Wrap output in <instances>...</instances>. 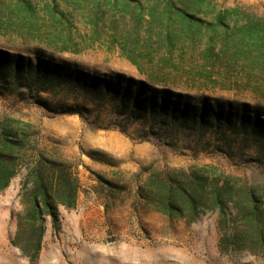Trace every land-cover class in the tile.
Here are the masks:
<instances>
[{"label": "trees", "instance_id": "1", "mask_svg": "<svg viewBox=\"0 0 264 264\" xmlns=\"http://www.w3.org/2000/svg\"><path fill=\"white\" fill-rule=\"evenodd\" d=\"M103 1L112 13L129 16L134 26L144 18L149 29L154 23L159 26L154 38L147 33L145 42H140L136 31L137 35L122 45L123 56L143 79L71 69L39 49L24 55L0 48V95L12 94L50 114H77L95 127L127 132L134 126L142 139H153L169 147L199 151L213 145L229 155L255 149L256 162L264 166L261 114L245 113L246 104L232 107L206 99L191 103L193 97L169 91L192 86L190 82L196 75L207 77L201 69L194 71L191 64H183L194 56L192 52L188 55L187 46L202 45L199 39L203 32L206 43L197 54L203 59V67L209 64V56H236L264 76V18L248 15L242 24L238 23L241 18L230 24L229 10L206 19L207 10L202 11L200 6L189 9L182 0ZM71 28L55 0L45 1L41 8L34 0H0V35L14 34L58 51L77 52L78 41L71 35ZM220 29L224 38L238 39L234 52L226 53L224 43L214 51L211 42ZM152 40L158 45L156 49L150 45ZM155 85L164 87L157 89ZM221 105L227 109H216ZM95 152L87 155L96 159ZM143 170L145 175L136 181L133 196L147 210L186 224L214 212L219 252L247 251L264 257V185L209 164ZM16 175H20V207L11 214L15 230L9 242L33 263L39 256L46 221L53 232H58V207L75 206L79 179L67 160L48 155L40 148L38 131L28 122L0 115V189L7 187ZM96 176L98 182L93 191L107 200L126 188L123 183Z\"/></svg>", "mask_w": 264, "mask_h": 264}, {"label": "rangeland", "instance_id": "2", "mask_svg": "<svg viewBox=\"0 0 264 264\" xmlns=\"http://www.w3.org/2000/svg\"><path fill=\"white\" fill-rule=\"evenodd\" d=\"M34 1L41 8L45 1L52 0ZM55 1L72 26L70 33L78 41L79 51H58L14 34L0 35V48L24 55L39 49L46 57L61 61L71 69L143 79L137 68L123 56L122 45L137 35L136 31L140 42H145L147 33L154 38L159 31L156 23L150 30L144 18L134 26L129 16L112 13L103 0ZM182 1L189 9L196 10L200 6L202 11L207 10L206 19L229 10L232 12L230 24L239 18L238 23L242 24L248 15L264 18V0ZM95 3L101 4L96 7ZM42 12L38 9V13ZM198 15L205 17L203 12ZM223 35L220 29L212 40L214 51L224 43L226 53L234 52L238 39ZM206 38L203 32L199 39L202 45L192 43L187 46L188 55L192 52L194 56L183 64H191L194 71L201 69L207 77L196 75L190 82L192 86L173 87L169 91L193 97L191 103L206 99L209 103L216 101L232 107L246 104L245 113H259L264 118V76L261 71L229 55L209 56V64L203 67V59L197 54L205 46ZM153 41L150 45L156 49L158 45ZM154 87L161 89L164 86ZM219 107L227 109L226 105L216 106V109H221ZM0 115L28 122L38 131L40 148L46 154L72 164L80 184L75 206L58 207L60 230L53 232L49 220L46 221L39 256L33 263L9 242L15 230L11 214L20 207L17 197L20 175L0 189V264H264V257L247 251L219 252L216 213H205L195 222L186 224L180 219L147 210L133 196L136 181L145 175L143 169L152 168L209 164L225 173L264 185V166L256 162L255 149L229 155L216 150L213 145L199 151L183 146L169 147L153 139H142L134 126L127 132L114 127H95L77 114H50L12 94L0 95ZM94 151H97L96 159L87 155ZM96 175L123 183L126 188L107 200L93 191L98 182Z\"/></svg>", "mask_w": 264, "mask_h": 264}]
</instances>
